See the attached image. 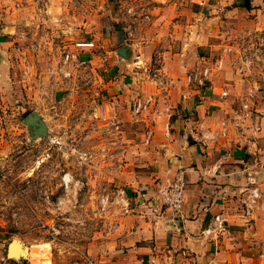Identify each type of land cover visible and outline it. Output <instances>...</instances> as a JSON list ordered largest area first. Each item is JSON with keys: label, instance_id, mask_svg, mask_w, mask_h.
<instances>
[{"label": "crops", "instance_id": "0c3cea01", "mask_svg": "<svg viewBox=\"0 0 264 264\" xmlns=\"http://www.w3.org/2000/svg\"><path fill=\"white\" fill-rule=\"evenodd\" d=\"M17 1L0 0L2 53L18 32ZM149 3L152 24L143 32L127 38L124 25L114 26L109 38L84 40L106 49L101 111L124 157L117 173L123 213L101 264H264V54L239 73L253 46L264 43V0ZM124 48L127 56L119 54ZM154 59L162 81L145 90L140 79ZM196 65L212 73L202 92L184 80ZM137 99L152 103L136 114ZM180 172L182 207L164 209L159 191ZM254 188L260 197L251 203ZM216 213L229 231L211 241L203 231Z\"/></svg>", "mask_w": 264, "mask_h": 264}, {"label": "rangeland", "instance_id": "374dc122", "mask_svg": "<svg viewBox=\"0 0 264 264\" xmlns=\"http://www.w3.org/2000/svg\"><path fill=\"white\" fill-rule=\"evenodd\" d=\"M17 2L18 32L0 51V264H101L123 213L124 157L101 111L106 49L74 45L109 38L122 25L132 38L150 27L152 14L139 19L143 0ZM66 51L78 59L64 63ZM146 74L145 90H156L151 64ZM33 112L46 136L32 138L24 121ZM14 241L29 249L28 259L8 256Z\"/></svg>", "mask_w": 264, "mask_h": 264}, {"label": "built area", "instance_id": "2783aa9c", "mask_svg": "<svg viewBox=\"0 0 264 264\" xmlns=\"http://www.w3.org/2000/svg\"><path fill=\"white\" fill-rule=\"evenodd\" d=\"M145 2V7L142 11V14L139 16V19L145 18L150 19L151 13L149 12V9L146 8L149 6V0H143ZM264 43L260 42L253 46V53L250 54L244 60L243 66L239 67V73L242 75L246 73L248 70H250L251 65L255 64L260 57V55L264 54ZM94 43L90 41H77L74 45V48L78 49H88L93 48ZM230 51V50H228ZM263 52V53H262ZM78 59V56L70 51H66L65 57H64V63L68 62H74ZM262 61V60H260ZM263 62V61H262ZM156 62L151 65L152 72H153V78L159 79L160 82L162 81L160 78V71L157 65H155ZM67 74V73H65ZM212 73L208 67H204L203 65H196L192 69H190L186 76L185 81L188 87L193 88V90H198L199 92H202L204 89H206V86L210 84L212 81ZM227 93L224 92L223 95H226ZM152 103L151 99H137L133 110L136 114L141 113L144 110H147L150 104ZM247 108V105L244 106ZM186 186V181L184 178V172H180L177 178L168 186L160 189L159 196L161 203L163 205L164 209H171L173 211H178L184 202V189ZM118 197L124 195V191L120 190L118 192ZM260 197V192L258 189L254 188L251 190V195L249 197L251 203H256L257 199ZM124 211H128V205L124 206ZM229 231L228 221L224 217L223 214H217L213 217L211 223L209 226L203 231L204 235L208 237L209 240L214 241L216 239H219L221 236L226 235ZM183 255H186L185 252H181Z\"/></svg>", "mask_w": 264, "mask_h": 264}, {"label": "water", "instance_id": "95a60500", "mask_svg": "<svg viewBox=\"0 0 264 264\" xmlns=\"http://www.w3.org/2000/svg\"><path fill=\"white\" fill-rule=\"evenodd\" d=\"M119 54L121 56H127L126 55V48L121 49L119 51ZM25 125L28 127L29 132L32 135V138L36 139L39 136H46L48 133L47 126L41 116L37 112L31 113L24 121ZM28 252L29 249H20L16 241L12 242L8 247V256L12 258H24L28 259V256L24 253Z\"/></svg>", "mask_w": 264, "mask_h": 264}]
</instances>
